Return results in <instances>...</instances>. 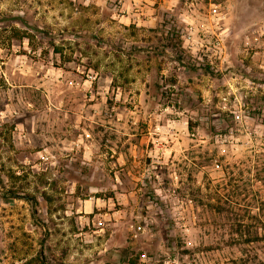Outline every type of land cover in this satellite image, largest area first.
<instances>
[{"label": "rangeland", "instance_id": "374dc122", "mask_svg": "<svg viewBox=\"0 0 264 264\" xmlns=\"http://www.w3.org/2000/svg\"><path fill=\"white\" fill-rule=\"evenodd\" d=\"M0 264H264V0H0Z\"/></svg>", "mask_w": 264, "mask_h": 264}, {"label": "trees", "instance_id": "16d2710c", "mask_svg": "<svg viewBox=\"0 0 264 264\" xmlns=\"http://www.w3.org/2000/svg\"><path fill=\"white\" fill-rule=\"evenodd\" d=\"M15 19H19L20 21H22L21 18L18 17V16H8V17H7V20H8V21H14ZM8 25H9V23H8ZM10 25H11V26H10ZM10 25H9V26H10V27H9L10 31L14 32V33H15L14 35L20 36V35L16 34V32L19 33V30H20V29L16 28V26H14V24H12V23H11ZM22 33H23V32H22ZM24 33H25V32H24ZM21 37H25V36H22V35H21ZM239 225H240V224H239ZM248 241H250V240H248ZM42 261H43V260H42Z\"/></svg>", "mask_w": 264, "mask_h": 264}]
</instances>
